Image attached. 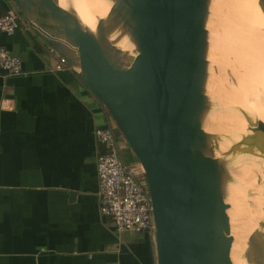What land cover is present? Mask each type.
<instances>
[{"label": "water", "instance_id": "water-1", "mask_svg": "<svg viewBox=\"0 0 264 264\" xmlns=\"http://www.w3.org/2000/svg\"><path fill=\"white\" fill-rule=\"evenodd\" d=\"M12 1L108 111L141 165L156 264H232L225 162L204 130L209 0H117L97 36L55 0ZM127 4L137 22L123 20ZM258 5L264 14V0ZM116 28L131 31L134 79L108 44Z\"/></svg>", "mask_w": 264, "mask_h": 264}, {"label": "crops", "instance_id": "crops-1", "mask_svg": "<svg viewBox=\"0 0 264 264\" xmlns=\"http://www.w3.org/2000/svg\"><path fill=\"white\" fill-rule=\"evenodd\" d=\"M0 0V16L11 8ZM0 46L21 74L0 71V264H156L154 240L117 232L100 212L95 131L102 104L21 21ZM125 162L135 157L120 142Z\"/></svg>", "mask_w": 264, "mask_h": 264}, {"label": "bare ground", "instance_id": "bare-ground-1", "mask_svg": "<svg viewBox=\"0 0 264 264\" xmlns=\"http://www.w3.org/2000/svg\"><path fill=\"white\" fill-rule=\"evenodd\" d=\"M116 1L58 0V4L64 9L71 4L70 6H72L81 25L97 36L98 21H104V26H106L107 14ZM245 4H247V7H245ZM209 5L213 8L209 9L207 22L212 24L209 19L216 18L219 24L225 26L226 30L221 28L225 30L223 32H229L227 36L224 33H222V36L218 33L219 36H214L216 37L214 40L218 42L221 38L222 40L225 39L226 44L233 48L234 52L229 59L238 61L236 67L240 71L241 79L239 73L235 70L233 73L235 81L231 84L220 75L219 70H217L218 75L214 73L216 76L209 73L207 95L212 106L205 118L204 130L212 135H219L216 133L219 131L221 121L224 118V127L220 131L221 135L217 140L225 141L224 149L226 147L227 150L233 149L235 151L232 153L229 151L228 153L232 158L230 164L224 159L225 166L227 164L229 173L237 183V185H226L228 200L225 199V202L229 205L227 214L232 224L230 226L233 238L230 258L238 252L242 241L249 244V252L251 251L252 254L256 255L261 249L264 251V247L257 241L258 232H253L256 227L255 222L260 217V220H264V189H259L255 180V174L261 175L264 179V99L262 98V92L256 91L257 89L264 90V14L258 5V0H210ZM135 8L136 6L133 4L125 6L124 21H138L135 17ZM223 10L229 12L232 16H235L233 14H240L245 18L246 23L241 17L221 15ZM243 25L246 31L250 30L252 32L253 47L248 43L246 33H244L246 31H240L239 29ZM241 28L243 29V27ZM131 41V31L116 28L110 34L108 44L111 50L117 53L123 68L134 79L132 67L137 52ZM230 63L232 64V62ZM258 82L263 83H260L261 89L259 87L256 89ZM247 100L251 107H249ZM233 185L236 186L232 187ZM248 191L252 192L254 197L249 198L248 205L244 207L243 204ZM250 199L253 201L251 205ZM250 206L252 208L258 206L257 215L252 224L245 217V212ZM241 212H243L242 215ZM261 240L260 242H264ZM237 262H239L238 264H258L256 258L251 256L247 259L240 258Z\"/></svg>", "mask_w": 264, "mask_h": 264}, {"label": "built area", "instance_id": "built-area-1", "mask_svg": "<svg viewBox=\"0 0 264 264\" xmlns=\"http://www.w3.org/2000/svg\"><path fill=\"white\" fill-rule=\"evenodd\" d=\"M9 1L11 8L0 16V32L7 36H11L23 20L14 2ZM25 30H30L26 23ZM43 45L46 52L56 58L55 71H71L64 58L44 41ZM0 71L8 77L18 76L22 71L20 60L1 46ZM107 118V125L95 131V138L102 148L96 165L100 212L111 220L117 232L142 233L154 240V223L143 169L136 159L130 163L124 161L118 144L127 143L109 113Z\"/></svg>", "mask_w": 264, "mask_h": 264}, {"label": "rangeland", "instance_id": "rangeland-1", "mask_svg": "<svg viewBox=\"0 0 264 264\" xmlns=\"http://www.w3.org/2000/svg\"><path fill=\"white\" fill-rule=\"evenodd\" d=\"M55 1H57L58 2V0H55ZM210 1V0H209ZM71 5V4H70ZM67 6L66 7V9L67 10H70V11H73V8H72V6ZM245 7H247V4H245ZM210 8H213L212 6H210L209 5V9ZM221 15H227V16H230V17H241L242 19H243V21L246 23V20H245V18H243L240 14H233V15H235V16H232V14H230L229 12H226L225 10H223V12L221 13ZM211 19V18H210ZM209 19V21H211L212 22V24L210 23V22H207V30H208V33H209V54H208V60H209V73H211V74H213V75H218V73H217V70H219V72H220V75L223 77V78H225L226 80H227V82L229 83V84H231V83H233L235 80V75L233 74L234 73V70L236 71V72H238L239 73V77H240V79H241V74H240V71L238 70V68L236 67V64H237V62L236 61H233L232 59H229V57L231 56V54L234 52V50H233V48L231 47V46H228L227 44H226V42H225V39H223L222 40V38L220 39V41H216V40H214V38L216 39V37H214V36H219V34L222 36V33H224L223 31H225L226 30V28H225V26H223V25H221V24H219L218 22H217V20H216V18L214 19H211L210 20ZM215 22H214V21ZM215 24H214V23ZM217 23V24H216ZM233 23V22H232ZM219 24V25H218ZM217 25V26H216ZM211 26V27H210ZM217 27V28H216ZM241 27H243V29L241 28ZM249 27H251L250 25H249ZM221 28H225V30L224 29H221ZM239 29H240V31H246V29H245V26L243 25V26H240L239 27ZM220 31V32H219ZM214 32V33H213ZM215 32H216V34H215ZM219 33V34H218ZM229 33V32H228ZM228 33H224V34H226V36L228 35ZM244 33H246L245 35H246V38H247V40H248V43H249V45L250 46H252L253 47V43H252V37H251V34H252V32L250 31V30H247L246 32H244ZM213 34H215V35H213ZM211 35V36H210ZM218 43H220L219 45H217ZM255 43H257V42H255ZM211 45V46H210ZM223 46V47H222ZM211 48V49H210ZM213 51V52H212ZM125 53V52H124ZM251 53H252V50H251ZM126 54V53H125ZM213 55V56H212ZM211 56V57H210ZM215 57V58H214ZM214 59V60H213ZM231 60V61H230ZM213 62V63H212ZM230 62H232V64L230 63ZM211 64V65H210ZM213 64V65H212ZM214 67V69H212ZM214 71V72H213ZM215 73V74H214ZM215 75V76H216ZM261 82H258V86L256 85V89H257V87H259L260 89H261V84H263V83H261ZM241 88H242V86H241ZM243 89V88H242ZM256 91H258V92H262V98L264 99V90H256ZM247 102H248V100H247ZM248 104H249V102H248ZM249 107H251V105L249 104ZM222 123H221V126H220V129H219V131L216 133V134H219V135H221V130L223 129V125H224V118H223V120L221 121ZM226 132V131H225ZM219 135H212V141H213V144L216 146V149L217 150H215V156L217 157V158H222V156H223V159H226L227 160V163H231L232 162V158H231V156H229L228 155V153H229V151H230V153H232V152H235L233 149H231V150H227V148L225 147V149H224V145H225V141L223 140H217L218 139V137H219ZM223 136V135H222ZM237 149V148H236ZM242 149H244V147H242ZM222 154V155H221ZM243 160V159H242ZM245 161V160H244ZM226 172H227V184H236L237 185V183H236V181L234 180V178L231 176V174L229 173V170H228V166H227V164H226ZM230 167V166H229ZM260 176V177H259ZM263 177H261V175H258V174H255V180H256V184H257V186L259 187V189H264V179H262ZM226 184V185H227ZM236 185H233L232 187H235ZM254 197V195H253V193L252 192H250V191H248L247 192V195H246V199H245V201H244V204H243V206L244 207H246L247 205H248V202H249V198H253ZM225 199H227L228 200V198L227 197H225ZM251 204H253V201H252V199H250V205ZM258 209V206L257 207H253L252 208V206H250L247 210H246V215H245V217L247 218V221L248 222H250L251 224L253 223V221H254V219H255V217H256V213H257V210ZM242 213L243 212H241V215H242ZM261 218V217H260ZM260 218L255 222V225H256V227L254 228V230H253V232H258V236H257V241H258V243L260 244V245H262L263 247H264V242H260V240L261 241H264V220H260ZM260 220V221H259ZM231 221H232V219H231ZM231 224V223H230ZM232 225V224H231ZM249 225V224H248ZM250 226V225H249ZM248 226V228L249 229H251L250 227ZM252 232V233H253ZM232 233V232H231ZM262 233V234H261ZM260 237H261V239H260ZM248 248V249H247ZM250 256L251 257H254V258H256V260L258 261V264H264V251H263V249H261V251L260 252H258L256 255H254V254H252V252L250 251L249 252V244H247L246 242H241V245H240V247L238 248V252L234 255V257H231L230 259H231V262L233 263V264H238L239 262H237L238 261V259H247L248 257L250 258ZM259 256V257H258Z\"/></svg>", "mask_w": 264, "mask_h": 264}]
</instances>
